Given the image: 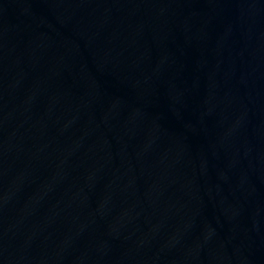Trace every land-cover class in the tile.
Segmentation results:
<instances>
[{
    "label": "water",
    "instance_id": "95a60500",
    "mask_svg": "<svg viewBox=\"0 0 264 264\" xmlns=\"http://www.w3.org/2000/svg\"><path fill=\"white\" fill-rule=\"evenodd\" d=\"M0 264H264V0H0Z\"/></svg>",
    "mask_w": 264,
    "mask_h": 264
}]
</instances>
